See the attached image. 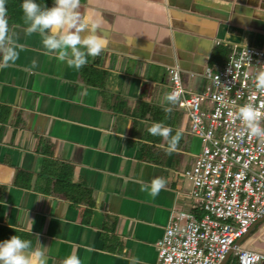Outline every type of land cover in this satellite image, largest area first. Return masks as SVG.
I'll list each match as a JSON object with an SVG mask.
<instances>
[{"label": "crops", "instance_id": "obj_1", "mask_svg": "<svg viewBox=\"0 0 264 264\" xmlns=\"http://www.w3.org/2000/svg\"><path fill=\"white\" fill-rule=\"evenodd\" d=\"M80 3L89 30L98 23L109 43L79 71L27 35L28 25L9 22L19 58L0 69V242L17 235L32 250L47 247V264L72 252L84 264H152L172 213L201 209L179 172L200 138L186 109L164 101L170 68L186 92L198 90L205 67L229 50L264 47V0ZM159 121L181 134L170 155L148 132ZM159 176L167 185L153 199L142 183ZM251 240L242 242L264 248Z\"/></svg>", "mask_w": 264, "mask_h": 264}, {"label": "built area", "instance_id": "obj_2", "mask_svg": "<svg viewBox=\"0 0 264 264\" xmlns=\"http://www.w3.org/2000/svg\"><path fill=\"white\" fill-rule=\"evenodd\" d=\"M260 71L264 47L248 43L229 50L218 65L206 66L198 90L186 92L179 67L170 68L168 92L180 93L177 104L200 138L193 161L179 172L202 212L172 213L154 240L152 264H219L230 252L234 264H264V248L235 242L264 216V138L248 136L236 115L246 103L264 105L255 82Z\"/></svg>", "mask_w": 264, "mask_h": 264}, {"label": "clouds", "instance_id": "obj_3", "mask_svg": "<svg viewBox=\"0 0 264 264\" xmlns=\"http://www.w3.org/2000/svg\"><path fill=\"white\" fill-rule=\"evenodd\" d=\"M20 7L28 25L26 34H39L44 48L50 55H55L56 59L66 62L68 67L77 71L88 63L89 57L99 56L109 43L104 35L97 33L96 30L100 27L98 23L93 22L89 30L88 22L83 19L79 11L80 0H54L52 7H41L35 0H23ZM10 32L6 0H0V54H2L0 69L9 67L19 58V51ZM255 82L257 90L264 92V71L256 74ZM179 95L180 93L175 91L167 93L164 101L174 105L178 102ZM261 108H264V105L258 108L252 103H246L238 108L237 118L243 123L250 137L264 138V127L261 126L264 111ZM171 111V107L165 108V120L168 119ZM148 132L154 137L158 136L167 141L166 151L169 155L176 150L181 139V134L177 132L173 135V129L164 121L154 122ZM166 185V180L159 176L152 178L150 183L143 182L141 191L147 192L155 199ZM46 251L47 247L42 245L32 250L30 240L13 235L0 242V264H47ZM62 264H84V262L76 252H72L63 259ZM132 264H141V262L138 258H134Z\"/></svg>", "mask_w": 264, "mask_h": 264}, {"label": "trees", "instance_id": "obj_4", "mask_svg": "<svg viewBox=\"0 0 264 264\" xmlns=\"http://www.w3.org/2000/svg\"><path fill=\"white\" fill-rule=\"evenodd\" d=\"M23 0H6L7 7V18L9 22H17L24 25H27L24 20L23 11L20 7ZM37 4L41 7L47 6L52 7L54 5V0H35ZM202 209L195 211L196 214H200ZM228 257L226 258L224 264H226Z\"/></svg>", "mask_w": 264, "mask_h": 264}, {"label": "rangeland", "instance_id": "obj_5", "mask_svg": "<svg viewBox=\"0 0 264 264\" xmlns=\"http://www.w3.org/2000/svg\"><path fill=\"white\" fill-rule=\"evenodd\" d=\"M247 237H252L251 240L253 243H259L264 245V216L257 221L253 227L248 231L246 236L241 240L244 241ZM235 263V256L234 253L230 252L228 255V260L226 264H234Z\"/></svg>", "mask_w": 264, "mask_h": 264}, {"label": "water", "instance_id": "obj_6", "mask_svg": "<svg viewBox=\"0 0 264 264\" xmlns=\"http://www.w3.org/2000/svg\"><path fill=\"white\" fill-rule=\"evenodd\" d=\"M261 219V218H260ZM258 221V220H257ZM245 234V233H244ZM244 234L242 235V236H244ZM242 236H239V237H237L236 238V240H235V242H238L241 238H242ZM225 258H223L220 262H219V264H221L222 262H223V260H224Z\"/></svg>", "mask_w": 264, "mask_h": 264}]
</instances>
